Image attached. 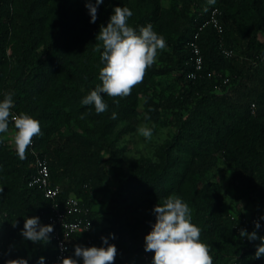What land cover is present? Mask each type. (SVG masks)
<instances>
[{
	"label": "trees",
	"instance_id": "obj_1",
	"mask_svg": "<svg viewBox=\"0 0 264 264\" xmlns=\"http://www.w3.org/2000/svg\"><path fill=\"white\" fill-rule=\"evenodd\" d=\"M162 1L104 0L92 23L85 0H0V100L13 93L12 111L40 122L34 149L61 188L58 201L74 196L91 211L92 233L71 241L70 256L75 245L100 247L102 236L114 234L115 264H152L144 241L152 210L176 194L189 205L213 264H258L260 241L239 233L256 230L258 221L264 236V0ZM117 6L133 12L130 26L151 24L167 46L131 95L116 98L119 105L105 95L108 110L96 114L81 100L101 83L96 36ZM215 9L221 33L203 26ZM193 41L203 56L195 77ZM140 120L173 132L157 159L142 156L125 169L120 141ZM7 134H0V264H38L40 257L53 264L54 226L48 243L21 235L25 218L49 224L51 202L33 183L35 156L26 150L20 159ZM109 179L116 186L105 215H97L95 195Z\"/></svg>",
	"mask_w": 264,
	"mask_h": 264
},
{
	"label": "clouds",
	"instance_id": "obj_2",
	"mask_svg": "<svg viewBox=\"0 0 264 264\" xmlns=\"http://www.w3.org/2000/svg\"><path fill=\"white\" fill-rule=\"evenodd\" d=\"M103 2L104 0H95V3L85 0L91 16L90 22L95 23L98 6ZM132 15L133 12L128 7H115L107 26L102 25L96 36L99 43L94 50L100 53L103 65L98 76L101 83L81 100L84 106H94L96 114L108 110L105 95L112 98L117 105L120 100L116 98L122 99L131 95L133 88L143 82L147 70L156 62L158 53L167 46L164 37L157 34L151 24L141 26L138 31L130 26L129 18ZM13 95L11 92L5 93L0 100V134L9 133V125L13 126L15 151L20 159H24L33 138L41 135V126L37 119L28 114L13 113ZM115 118L116 113L113 112L112 119ZM137 134L150 141L153 127L140 125ZM152 211L155 223L144 237L145 251L154 253L152 264H213L210 247L201 241V229L192 222V211L182 198L171 194L155 205ZM254 225L256 230L261 227L258 221H254ZM90 227L88 224L86 230ZM256 230L248 232L241 229L239 236L249 242L260 241L255 251V258L259 259L264 257V236H259ZM53 231V225H42L39 217L33 216L25 218L21 235L33 243H48ZM110 238L115 239V235L102 236L103 246L100 247L75 245L73 256L62 257L60 264H115L118 250L115 244L109 243ZM61 250L67 251V248L61 245ZM44 259L40 257L38 264H44ZM7 264H27V261L15 259L7 261Z\"/></svg>",
	"mask_w": 264,
	"mask_h": 264
},
{
	"label": "built area",
	"instance_id": "obj_3",
	"mask_svg": "<svg viewBox=\"0 0 264 264\" xmlns=\"http://www.w3.org/2000/svg\"><path fill=\"white\" fill-rule=\"evenodd\" d=\"M217 10H213L209 21L206 24H211L219 33L222 32V28L219 25L217 19ZM190 47L193 52L194 61V73H199L203 69V56L201 50L196 42H191ZM222 53L231 58L234 55L232 50L222 48ZM14 114L18 115L16 112ZM34 138L32 144L27 148L29 153L35 156L36 159V174L33 177V183L38 185L42 190V193L46 199L51 202L50 213L46 217V221L55 227L54 239L56 243V256L53 264H60L62 257L70 256L71 247L70 243L75 240L76 237L83 234L92 233V221L89 218L90 209L84 206L80 200L74 196H70L64 200L63 203L58 201V197L61 188L58 185H53L50 180L49 167L47 160L41 158L40 155L34 149ZM88 224L91 227L87 229ZM61 245L67 248V251L61 250ZM258 264H264V260Z\"/></svg>",
	"mask_w": 264,
	"mask_h": 264
},
{
	"label": "rangeland",
	"instance_id": "obj_4",
	"mask_svg": "<svg viewBox=\"0 0 264 264\" xmlns=\"http://www.w3.org/2000/svg\"><path fill=\"white\" fill-rule=\"evenodd\" d=\"M162 5L168 7L170 4L167 0H163ZM159 80L164 85L169 83L168 78L166 77H162ZM140 125L153 127V137L150 141L146 140L144 137L139 136L136 130L134 133L128 134L122 138L120 146H123L126 149L123 157V166L125 169L142 156L157 159L160 150L165 145L166 141L170 139L173 132V129L171 128L159 127L156 124L144 122L142 120L138 122V126ZM7 141L14 145L11 133L7 134ZM115 186L116 181L114 179H109L105 182L103 189L95 195V210L97 215H105L104 213L107 210V204Z\"/></svg>",
	"mask_w": 264,
	"mask_h": 264
}]
</instances>
